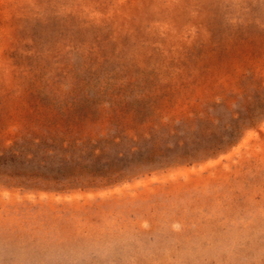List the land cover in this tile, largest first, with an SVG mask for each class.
<instances>
[{"label":"rangeland","instance_id":"rangeland-1","mask_svg":"<svg viewBox=\"0 0 264 264\" xmlns=\"http://www.w3.org/2000/svg\"><path fill=\"white\" fill-rule=\"evenodd\" d=\"M0 264H264V0H0Z\"/></svg>","mask_w":264,"mask_h":264}]
</instances>
